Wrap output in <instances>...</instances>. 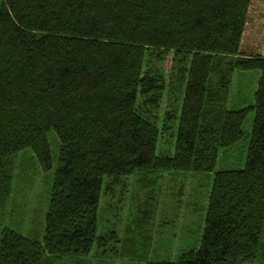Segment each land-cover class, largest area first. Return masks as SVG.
I'll list each match as a JSON object with an SVG mask.
<instances>
[{"label": "trees", "instance_id": "1", "mask_svg": "<svg viewBox=\"0 0 264 264\" xmlns=\"http://www.w3.org/2000/svg\"><path fill=\"white\" fill-rule=\"evenodd\" d=\"M169 53L185 63L167 156L157 153L167 86L144 67ZM247 69L261 72L254 104L229 110L232 74ZM251 110L244 166L215 171L220 151L243 139ZM50 131L60 149L43 235L3 228L0 264H83L106 241L98 236L104 180L136 175L152 189L171 172L213 173L202 233L176 260L147 264H264V1L1 0L0 205L18 152L30 148L51 168ZM129 228L118 253L145 261L152 245Z\"/></svg>", "mask_w": 264, "mask_h": 264}, {"label": "rangeland", "instance_id": "2", "mask_svg": "<svg viewBox=\"0 0 264 264\" xmlns=\"http://www.w3.org/2000/svg\"><path fill=\"white\" fill-rule=\"evenodd\" d=\"M179 60L174 53H169L152 63L147 60L144 67L147 71L150 64L155 66L154 71L162 73L167 86L157 116L160 129L157 153L167 156L174 152L177 120L184 97V84L177 81V74L185 62ZM260 75V70H235L226 108L240 110L253 105ZM169 117L171 119L167 120ZM254 118V111H249L242 124L243 139L220 151L215 171L236 170L244 166ZM48 141L52 157L50 169L40 165L30 148L13 156L9 191L5 202L0 205V237L3 228H10L28 238L41 239L60 149L54 131L48 133ZM212 177L213 173L202 172L165 173L162 178H155L156 187L152 189L143 188L150 181L140 183L136 175L117 182L104 180L98 209V236H106V241L98 250L94 249L83 264L174 261L183 250L196 247L202 233ZM137 220L140 223L134 225ZM129 227L138 231V239L142 237L144 244L152 245L145 261L118 253L123 241L129 237ZM45 264L72 263L63 259L56 263L47 260ZM252 264L261 263L256 260Z\"/></svg>", "mask_w": 264, "mask_h": 264}]
</instances>
